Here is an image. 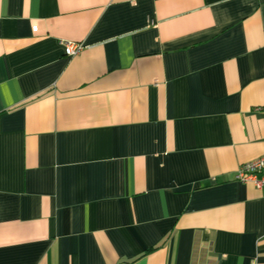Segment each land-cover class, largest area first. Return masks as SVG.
Returning <instances> with one entry per match:
<instances>
[{
    "label": "crops",
    "instance_id": "1",
    "mask_svg": "<svg viewBox=\"0 0 264 264\" xmlns=\"http://www.w3.org/2000/svg\"><path fill=\"white\" fill-rule=\"evenodd\" d=\"M261 155L264 0H0V264H264Z\"/></svg>",
    "mask_w": 264,
    "mask_h": 264
},
{
    "label": "built area",
    "instance_id": "2",
    "mask_svg": "<svg viewBox=\"0 0 264 264\" xmlns=\"http://www.w3.org/2000/svg\"><path fill=\"white\" fill-rule=\"evenodd\" d=\"M63 45L67 56L76 55L83 49L80 42L65 41ZM235 179L242 182L253 181L257 188L264 191V155L241 164L235 173Z\"/></svg>",
    "mask_w": 264,
    "mask_h": 264
}]
</instances>
